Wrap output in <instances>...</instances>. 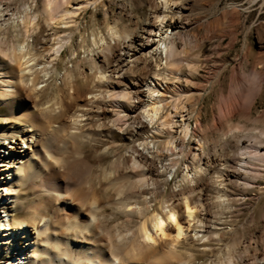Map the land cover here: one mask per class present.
Returning a JSON list of instances; mask_svg holds the SVG:
<instances>
[{"label":"bare ground","instance_id":"6f19581e","mask_svg":"<svg viewBox=\"0 0 264 264\" xmlns=\"http://www.w3.org/2000/svg\"><path fill=\"white\" fill-rule=\"evenodd\" d=\"M33 2H40L39 13ZM102 2L0 3V32L8 33L3 20L19 14L22 38L8 43L0 36V105L7 110L0 131V264H264V241L220 227L227 222L222 213L234 211L242 196L264 192V131L256 135L232 122L234 115L252 118L264 55L253 56L247 75L233 65L230 93L204 125L203 89L194 79L205 57L186 49L184 5L140 0L149 13L132 26L120 17L109 23L105 9L107 28L97 26V46L88 49L79 17ZM40 19L61 30L51 46L34 49L30 38ZM76 33L74 53H88L59 72L57 94L45 97L55 62ZM182 78L192 88H183ZM254 120L264 123V113ZM18 121L24 128L16 135ZM82 127L103 149L87 143ZM213 131L223 143L233 139L239 152L224 162L206 152ZM88 151L102 163L94 165ZM23 192L32 201L22 203ZM111 227L129 229L112 235Z\"/></svg>","mask_w":264,"mask_h":264},{"label":"rangeland","instance_id":"374dc122","mask_svg":"<svg viewBox=\"0 0 264 264\" xmlns=\"http://www.w3.org/2000/svg\"><path fill=\"white\" fill-rule=\"evenodd\" d=\"M139 1L140 0H103V2L97 7H91L83 11L79 19L81 21L80 29L82 30V35L88 41L86 42V48L91 49V46H93L92 48L97 46L93 44L92 39V32L96 30L97 26H102L104 30L107 28L108 24L105 23L104 14L105 9H108L109 11L110 16L107 20L109 23L113 22V18L115 17H120V21L131 26L143 20L149 13V8L146 5L139 4ZM176 1L179 2L180 5H184L185 8L183 9L181 17L184 21H189V24L187 26L185 25V27L180 30L187 35L186 49L189 50L190 54H200L203 58L205 57V60L201 62L199 75H197L194 80L199 83V86H202L203 90L202 95L199 97V106L202 107L203 124L209 125L215 115L217 103L222 98H227L230 93L229 79L233 65L239 63V71L247 75L250 73L253 65V56L264 55V0ZM0 3L7 5V0H0ZM33 4V12L39 13L41 9L40 2H33L32 5ZM18 15L19 14H16L15 17L13 15L8 19L3 20V24H6V28H8L6 29L8 30V33L1 31L0 36L6 34L8 43L22 42V38L18 36V33H20L21 30L15 28L16 23L20 20ZM38 22L41 24V29L32 35L30 42L34 45V49H44L53 44L54 37L60 33L61 29H51L41 19ZM79 39V33H76L71 42L63 48L61 58L55 62L58 71L53 74L52 78H50V87L44 94L45 97L57 94L58 89L55 86V81L59 78V72L65 70L68 66H72V64L80 57L82 58L84 55H87L88 52L84 51V48L79 52L80 54L78 53V56L74 53L78 46V42H80ZM246 53L249 55L247 60L244 57ZM85 62L83 65H86L85 67L87 69L89 62ZM262 65V63H258L256 67L261 68ZM186 71L188 72L187 69ZM182 79L183 80L180 83L183 88H192L191 80L185 82L184 78ZM78 82L82 86L87 85V82L84 81V79H79ZM57 83L60 84V80H58ZM196 96L198 98L199 94L196 93ZM6 112L7 110L5 107L0 105V131L5 124L3 118L6 116L4 115ZM262 113H264V81L262 82L260 93L256 96L251 120H243L238 115H234L232 122L250 129L251 132L256 135H263L264 123L256 122V120H254ZM98 119L99 116L94 114L92 124L96 126L99 122ZM190 123L193 125L194 120H191ZM16 124L15 133L18 135L20 132L22 133V129L24 128L22 125L24 124L22 121H18ZM84 128L89 129L92 132V128H88L87 126H84ZM86 129H83L82 127V130L87 132L85 135L88 134L85 136V139L91 135L89 134L90 131ZM115 136L118 139H123L118 132L115 133ZM90 137L93 139L95 136ZM91 138L86 139L88 140L87 143L91 142L89 145L95 146V149L98 148L97 150L103 149L104 144H97ZM208 138L210 146L209 149L206 148V152L216 153L218 157L220 155L223 162L227 155L233 152L237 153L240 150L239 145H236L233 139L230 140V143H223V141L220 140L221 135L219 132H209ZM105 139L108 140V143L112 141V139ZM119 142H123V140H119ZM247 143H249V138L245 139L242 144L246 145ZM88 156L94 165L97 166V164L99 165L102 163V160L93 157L91 151H88ZM107 159L108 158L103 159V162H106ZM261 182V185L264 186V180ZM171 186H175V180L172 181ZM25 192L21 194V201L22 203L27 204V201H32V196L28 197ZM47 201L50 202L51 200L49 201V199H47ZM2 212L3 210L0 214H3ZM25 215L26 212L24 210L19 211V217L22 218L25 217ZM221 216L222 220L225 219L228 223L221 224L220 227L227 229L232 228L234 231H237L236 233H238V235H241L239 236L242 237L241 239L243 240L260 239V241H264V192L257 195L256 191H252L247 195L242 196V203H239L234 211H224ZM117 219L118 218H114L111 223H115ZM125 229L126 228L122 227L118 229L111 227L108 228V233L112 235L116 231L126 233L129 228ZM7 253L5 256L10 255V253H8V255ZM6 260L10 261L11 256L6 257Z\"/></svg>","mask_w":264,"mask_h":264}]
</instances>
